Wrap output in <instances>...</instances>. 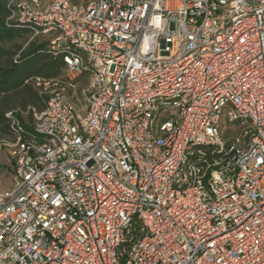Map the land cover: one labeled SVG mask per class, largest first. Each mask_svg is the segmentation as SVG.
Here are the masks:
<instances>
[{"label": "built area", "instance_id": "obj_1", "mask_svg": "<svg viewBox=\"0 0 264 264\" xmlns=\"http://www.w3.org/2000/svg\"><path fill=\"white\" fill-rule=\"evenodd\" d=\"M7 8L64 75L5 112L0 264H264V0Z\"/></svg>", "mask_w": 264, "mask_h": 264}, {"label": "trees", "instance_id": "obj_2", "mask_svg": "<svg viewBox=\"0 0 264 264\" xmlns=\"http://www.w3.org/2000/svg\"><path fill=\"white\" fill-rule=\"evenodd\" d=\"M7 2L0 0V140L12 141L5 112L16 111L25 134L33 135L31 110H40L46 101L33 80L58 77L64 62L60 56L52 54L48 40L40 41L39 36L31 38L33 31L29 26L15 21L6 24L10 15Z\"/></svg>", "mask_w": 264, "mask_h": 264}, {"label": "rangeland", "instance_id": "obj_3", "mask_svg": "<svg viewBox=\"0 0 264 264\" xmlns=\"http://www.w3.org/2000/svg\"><path fill=\"white\" fill-rule=\"evenodd\" d=\"M78 1H84V0H78ZM38 39L40 41L42 40H47V37L45 36H39ZM64 75V70L60 73V76ZM87 78L86 76H80L77 78V85L82 86L86 84ZM221 124H223V121H221ZM8 151L9 147L8 146H2L0 149V187L1 188H6L9 185L10 182V173H9V168L10 164L8 161Z\"/></svg>", "mask_w": 264, "mask_h": 264}]
</instances>
